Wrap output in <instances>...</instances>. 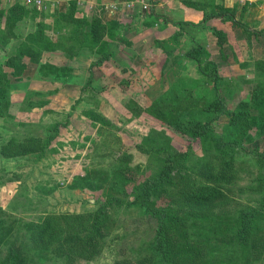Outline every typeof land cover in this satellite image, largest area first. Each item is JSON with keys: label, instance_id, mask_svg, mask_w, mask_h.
<instances>
[{"label": "rangeland", "instance_id": "1", "mask_svg": "<svg viewBox=\"0 0 264 264\" xmlns=\"http://www.w3.org/2000/svg\"><path fill=\"white\" fill-rule=\"evenodd\" d=\"M45 1L37 7L42 13L34 21L24 16L15 20L13 25L14 20H10L8 30L12 33L4 45L0 44V65L7 73L9 83L8 87L0 88V145L12 136H45L49 125L59 123L57 135L48 147L50 150L40 159L35 154L15 158L0 155V263L9 258L11 249H22L28 245L23 229L25 222L36 220L45 212H82L94 209L105 202L111 192L123 197V194L111 188L110 178L101 173L104 168L112 172L122 154L130 152V163L140 165L136 182L154 173L157 168L149 157L151 153L139 152L135 147V143L141 142L142 138L148 137L149 143L166 142L173 151L185 150L190 146L187 164L202 154L200 142L175 133L156 118L151 110L152 102L160 100L164 92L175 83L180 82L188 89L191 88L193 94H197L196 84L202 82L200 74L196 64L184 56L190 46L194 43L203 45L209 53V58L205 60H213L219 76L227 80L232 77L253 79L257 72L254 62H264V39L255 36L250 30L260 25V32L264 33V21L257 19L260 14H264V5L259 10L256 4L253 9L256 13H250L249 8L247 18L240 16L237 21L234 20L235 24L230 20L213 24L215 30L226 33V44H218L217 34L210 30L204 41L196 37L193 42H175L170 54L163 53L160 48L154 49L153 40L131 49L119 43L120 49H113L112 57L101 66L93 64L101 56L100 52L90 57L89 61L88 58L72 60L63 52L55 50L56 53L45 51L39 56L40 62L73 65L74 77L65 80L52 74L41 77L37 73L38 66L31 65L26 58L27 65L20 79H16V76L11 75L12 67L5 65V60L13 53L12 50L20 40L19 36L24 39L29 32L34 31L36 22L45 25V20L52 18L55 9L61 12L64 5L66 10L69 0ZM252 1L264 3V0ZM13 2L0 0V9ZM100 7L95 0H76L75 15L81 16L83 10L88 18H100ZM137 14L143 13L139 9ZM249 15L257 20L256 25L250 24L253 20ZM3 26L1 22L0 28ZM65 27L68 32L71 25ZM151 31L148 28L147 33ZM3 32L0 31V36ZM237 44L241 45L242 51H246L245 54L241 53V49L236 50ZM249 84L242 82V90L234 96H227V103L231 106L243 99L251 88ZM221 89L224 90L223 87ZM188 93L186 91L185 95ZM186 100L189 101L190 97L183 100V106L187 105ZM196 104L200 105L201 102ZM90 110L94 112V117L105 116L112 122L111 126H103L101 122L92 119L85 113ZM222 123H217V127L220 128ZM250 132L253 134L252 130ZM243 146L261 149L263 142L254 136ZM251 158L252 161L242 164L237 162L238 166L244 167L238 169L237 166L233 190L228 193L230 201L214 206L209 216L201 219L199 225H195V230H192L193 234L204 237L205 242L213 247V255L208 257L211 264H264V190H254L262 175L256 159ZM186 170L180 168L178 172H173L175 179H186L183 176ZM187 172L190 177H196L191 170ZM89 176L92 185L82 181ZM127 198L130 200L131 196ZM115 203L113 201L107 208L109 233L102 252L91 261L80 260L78 264H115L125 257L141 256L148 249L146 236L151 235L153 220L145 216L137 205L124 203L119 207ZM151 203L163 204L155 196L151 198ZM247 211H254L256 219L247 230H250L247 236L246 230L241 232L245 236L241 243L242 237L238 232L242 225L241 216ZM27 256V263L30 264V254Z\"/></svg>", "mask_w": 264, "mask_h": 264}, {"label": "trees", "instance_id": "2", "mask_svg": "<svg viewBox=\"0 0 264 264\" xmlns=\"http://www.w3.org/2000/svg\"><path fill=\"white\" fill-rule=\"evenodd\" d=\"M182 1L193 5L195 4L193 2L199 3L201 0ZM218 8V13L212 11L208 16H204V19L220 15L229 17L228 8L224 6ZM76 12V0H69L64 12H57L56 9L53 12L54 26L59 27L61 32L63 26L60 27V24L64 22L71 25L65 35L50 36L44 30L48 25L36 22L34 31L29 32L24 39L19 36L20 40L12 50L13 53L5 60V65L12 67L11 75L20 79L27 65L25 59L28 58L31 65L38 66L37 73L41 77L52 74L64 80L73 78L71 68L67 65L40 62L41 52H52L56 49L63 50L67 58L72 59L78 48H95V52H100L101 56L93 64L101 66L108 62L113 52L109 41L103 38L105 35L108 38L114 36L122 38V35H117V25L114 22L111 25L104 24L98 17L88 18L83 14L78 17L75 15ZM141 12L147 18L155 19L153 6ZM41 13L42 10L37 9L35 5L28 6L19 1L1 8L0 23L3 22L4 26L0 29L4 34L1 35L3 37L0 36V44L4 45L12 33L8 30L10 20H14L13 25L15 20H20L24 16L34 21ZM233 15L234 12H231L229 19L235 24ZM183 30L185 32V29ZM214 31L218 36V44H221L224 41L223 32ZM180 34L174 33L162 40H155L154 49L160 48L163 53L170 54L174 49V43H178ZM208 55L200 44H193L184 52L185 58L196 64V70L201 77V84L198 82L196 84L197 94H193L191 88L188 89L186 85L178 82L164 92L163 98L152 102L151 107L153 115L175 133L200 142L202 154L193 159V162L190 161L191 164H187L190 146L185 150L173 151L166 142L149 143L148 137L142 138L141 142L135 143V147L139 152L151 153L149 157L156 163L157 168L154 173L136 182L140 165L130 163L132 158L130 152L122 154L117 159L118 164L113 166L112 172L109 173V170L104 168L101 169V173L110 178L111 188L123 194V197L111 192L107 200L94 209L82 212H45L36 220L25 222L23 229L28 245L22 249H11L8 253L9 258L0 264H28V253L30 264H44L47 261H53L51 264H78L80 260L91 261L105 246V238L109 233L107 208L113 201L119 207L125 204L137 205L145 216L153 220L151 235L146 236L148 249L145 253L138 257L122 258L115 264H211L208 257L212 254L213 247L205 242L204 237L193 234L192 230H195V225L198 226L201 219L209 216L214 206L230 201L228 193L233 190L238 161L242 164L252 161L251 157L256 159L262 176L254 190L260 192L264 190V62L261 60L254 62V69L257 72L253 79L232 77L227 80L219 76L213 60H205ZM1 68L2 66L0 88H5L9 85L8 75ZM242 82L248 84L251 82L249 84L251 88L243 99L230 106L226 97L240 92ZM87 83L89 85L90 80ZM186 91H189L187 95ZM187 97H190V100H186L187 105L183 106L182 102ZM197 102L201 104L197 105ZM85 113L95 121L101 122L103 126L110 127L112 124L105 116L94 117L95 114L91 110ZM219 122H223L220 128L217 127ZM58 127L59 123L49 125L45 130L47 131L45 136L33 134L21 138L12 136L0 145V155L4 158H15L35 154L36 158L40 159L50 150L48 147L56 137ZM254 136L262 140V148L244 147V143L249 142ZM243 167L239 165L238 169ZM180 168L191 170L196 177H190L186 170L183 174L186 179L177 181L173 172H178ZM82 181L92 185L90 176ZM126 196H131V199H126ZM153 196L161 199L163 204L151 203ZM254 219H256L254 211L242 214V225L238 232L242 237L241 243L243 237L250 231L247 230L251 228ZM243 230L247 231L245 236L241 234Z\"/></svg>", "mask_w": 264, "mask_h": 264}, {"label": "crops", "instance_id": "3", "mask_svg": "<svg viewBox=\"0 0 264 264\" xmlns=\"http://www.w3.org/2000/svg\"><path fill=\"white\" fill-rule=\"evenodd\" d=\"M95 1H96V5H101L100 19L102 23L111 25L114 22L117 25L116 27L117 35L123 36L122 38L116 36H114L113 38H108V36L105 35L103 39L109 41V43L111 44V51H113V49H120V46H118L119 43H122L126 49H131L136 46L138 47L141 46L142 44H146L152 40L154 44L155 40L157 39L162 40L174 33H181L177 39L178 42L179 40L183 42L184 41L193 42L196 39V37L201 38V40L204 41L205 37H208L207 36V33L209 32L208 30L215 33L214 31L215 29L212 27L214 26L213 24L216 23L217 21H219V23L220 22L222 23V21L225 22L226 20H230L229 17L231 12H234L233 19L237 21L240 16L242 17L245 16V18H247V15L249 13L248 10L249 8H251L250 13L251 12L256 13L253 10L254 8H256L255 5L256 4L259 5L257 6L259 10L262 8L261 5H264V3H257V2H253L252 0H201L199 3L193 2L195 3L193 5H191L190 3L189 4L184 3L182 0H150L151 6H153V14L155 15L154 16L155 19L153 20L152 17L147 18L146 15L144 16L143 12L142 15L137 14V12H139L140 9L138 5H136L135 8L132 9L134 12H132V10L130 11L127 10L126 3L130 0H101V1L95 0ZM218 6H224L225 8H228V10H230V12H228V16H229L228 18L225 17L224 15H220V16H213L204 19V16H208L212 11L218 13L219 12ZM62 7L63 8L61 12H64L65 6L63 5ZM84 12L85 11L82 10L83 15L87 16V14H85ZM126 12H130V13H126ZM51 15L52 18L45 20L46 21L45 25H48V27L46 28V33L54 37L65 35L66 23L63 22L62 24L59 25L60 27L63 26L62 27L63 32H61L59 27L56 28L54 26L53 14ZM249 16L250 18H252V15ZM257 19L260 21H264V14H260ZM256 21L255 20L250 21V24L256 25ZM180 26L181 27L183 26V28H180ZM177 27H179V29H177ZM260 27H261L260 25L253 26L250 28V30H252L251 32H253L255 36L259 35V37L264 39V33H259L261 30ZM148 28L152 29V31L149 33H147ZM183 29H185V32ZM225 34L226 33L223 34L224 41L227 40ZM239 40L240 39H238V41ZM227 42H229V39ZM236 47H237L236 50L241 49L242 54L246 53V51H242L243 48L241 47L240 44L239 46L237 44ZM79 49L80 48L76 50V54L73 56L72 60L74 58H78V59L88 58L90 61V57L94 56V54L97 53L95 52L96 50L95 48L90 49L89 47H83L78 52ZM55 51H58V53H62V52L64 53V51L61 49H56ZM46 53H50V52H46ZM51 53H56V52L52 51ZM132 56L133 55H131V57ZM75 61H77V59ZM69 67L71 68L72 74H74L75 73L74 66L70 65Z\"/></svg>", "mask_w": 264, "mask_h": 264}, {"label": "built area", "instance_id": "4", "mask_svg": "<svg viewBox=\"0 0 264 264\" xmlns=\"http://www.w3.org/2000/svg\"><path fill=\"white\" fill-rule=\"evenodd\" d=\"M13 1H19V0H13ZM21 1H19V2H21L22 4H25V5H28V6L35 5L36 7H39V6H41L43 4V2L45 0H21ZM136 5H138L141 10H144V9L150 7L151 3L149 1H147V0H130V1H128L126 3L127 8H129L131 10L133 8H135Z\"/></svg>", "mask_w": 264, "mask_h": 264}]
</instances>
